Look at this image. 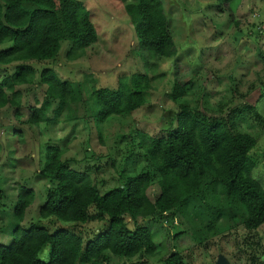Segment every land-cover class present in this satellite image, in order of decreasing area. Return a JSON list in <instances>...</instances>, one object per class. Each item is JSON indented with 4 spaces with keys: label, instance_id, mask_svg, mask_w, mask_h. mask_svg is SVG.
Wrapping results in <instances>:
<instances>
[{
    "label": "rangeland",
    "instance_id": "obj_1",
    "mask_svg": "<svg viewBox=\"0 0 264 264\" xmlns=\"http://www.w3.org/2000/svg\"><path fill=\"white\" fill-rule=\"evenodd\" d=\"M77 1L90 13L95 42L72 59L66 58L70 43L62 42L53 61L27 62L33 77L14 88L19 114L13 116L9 106L0 109V245H8L11 239L19 187L34 193L20 227L46 226L37 217L52 187L38 176L46 147L58 146L60 160L88 174L103 194L121 186L123 177L149 169L137 143L145 135L163 137L171 132L180 106L251 137V177L264 189V0H234L230 4L234 22L217 0H160L174 35L176 57L147 59L146 67L123 9L132 0ZM8 46L0 44V50ZM19 64L0 66V80ZM43 69L69 82L75 100L56 121L28 125L24 121L30 110L43 100L46 87L38 80ZM143 74L147 81L144 104L129 114L100 121L91 93L98 88L114 90L119 78ZM173 78L188 83L176 102L168 99ZM210 182L209 178L201 181V189L206 190L203 202L190 199L179 213L156 212L133 222L124 217L127 228L142 225L152 234L157 252L145 264H159L160 257L170 253L179 254L184 264H264V224L255 230L244 229L243 210L224 196L218 182ZM156 192L151 186L148 196ZM103 226L104 222L95 220L83 225V242ZM52 230L49 226L48 231ZM38 258L47 261V248ZM109 264H121V260L111 257Z\"/></svg>",
    "mask_w": 264,
    "mask_h": 264
},
{
    "label": "trees",
    "instance_id": "obj_2",
    "mask_svg": "<svg viewBox=\"0 0 264 264\" xmlns=\"http://www.w3.org/2000/svg\"><path fill=\"white\" fill-rule=\"evenodd\" d=\"M234 0H217L232 22L230 4ZM132 24L138 50L147 59L176 57L174 35L160 0H132L123 6ZM90 13L77 0H0V66H15L0 80V109L9 106L13 116L19 114L18 93L14 88L28 84L33 77L29 61L51 62L60 44L69 42L66 58L95 42ZM147 57V58H146ZM45 92L39 107L30 110L25 124H49L75 100L69 82L43 69L38 76ZM146 75L119 78L114 90L98 88L91 93L101 121L112 115L129 114L144 104ZM168 99L178 101L188 83L173 78ZM48 113V114H46ZM232 125L206 120L180 106L175 128L163 137L147 135L137 143L148 163L147 171L123 177V184L99 194L85 172L70 169L60 160L58 146L44 150L38 176L52 184L37 217L44 225L30 224L22 229L25 210L34 199L32 190L19 187L12 209L13 226L8 245H0V264H109L110 258L121 264H145L157 248L148 228L133 224L127 228L124 217L133 222L153 213H179L190 199L204 200L206 190L201 181L209 178L221 185L224 196L244 213L242 224L255 230L264 224V189L251 177L248 158L254 140L237 133ZM154 184V185H152ZM151 186L157 192L148 196ZM104 222L103 229L83 242V225ZM58 223L68 224L61 227ZM53 227L48 231V227ZM175 236V235H174ZM47 248L43 262L38 255ZM134 259V261H132ZM159 264H184L177 253L160 257Z\"/></svg>",
    "mask_w": 264,
    "mask_h": 264
}]
</instances>
